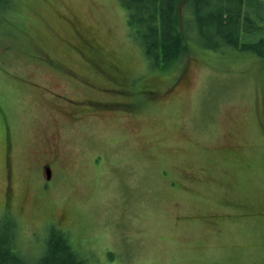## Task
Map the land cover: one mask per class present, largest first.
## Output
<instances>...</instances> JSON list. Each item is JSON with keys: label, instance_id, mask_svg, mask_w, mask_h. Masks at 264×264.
Here are the masks:
<instances>
[{"label": "rangeland", "instance_id": "rangeland-1", "mask_svg": "<svg viewBox=\"0 0 264 264\" xmlns=\"http://www.w3.org/2000/svg\"><path fill=\"white\" fill-rule=\"evenodd\" d=\"M8 1L0 214L23 251L54 222L87 264H264V55L201 45L183 4L190 53L158 68L120 0Z\"/></svg>", "mask_w": 264, "mask_h": 264}, {"label": "trees", "instance_id": "trees-1", "mask_svg": "<svg viewBox=\"0 0 264 264\" xmlns=\"http://www.w3.org/2000/svg\"><path fill=\"white\" fill-rule=\"evenodd\" d=\"M256 2L258 0H120L130 35L140 42L158 68L190 53L180 24L179 7L183 4L201 45L215 50L225 47L253 51L263 57L264 15L249 11ZM8 4V0H0L3 10ZM3 10L0 9V16ZM0 219V264H87V256L74 248L67 230L56 223L50 222L42 251L34 255L24 252L23 244L17 242L15 221L9 208L0 214Z\"/></svg>", "mask_w": 264, "mask_h": 264}, {"label": "flooded vegetation", "instance_id": "flooded-vegetation-1", "mask_svg": "<svg viewBox=\"0 0 264 264\" xmlns=\"http://www.w3.org/2000/svg\"><path fill=\"white\" fill-rule=\"evenodd\" d=\"M85 45L88 46V47H90L89 44H85ZM65 75L68 76V77L70 76L71 79H73L78 86H80L81 88L84 87L85 90L87 89L88 91L87 90L86 91L89 92V93H93V92H95V93H102V95H103V93H106V94H109V97L112 96V95H116L117 94V93L105 92L104 90L102 91L100 88H98L96 86L98 84L97 82H92V79L89 76V74L88 75L85 74L82 77H77V76H81V75H78L77 74V76H76V74H74V73H72L71 75L69 73H66ZM112 91H114V90H112ZM97 101L98 102H96L95 104L99 105L100 108L102 109L105 105L108 104V101L109 100L107 102L106 101H101V100H97ZM57 103L60 106H62V104H60L58 101H57ZM79 107H81V106H78V107H75V108H79ZM84 108L91 110L92 108H94V106H92V107L85 106ZM50 158H52V156ZM50 158L47 159L45 162H42L39 165L40 167H38V169H40L45 174L46 173V170L48 168L49 171H50V177H52V175L54 174V171H53V167H52V160ZM45 175H47V174H45Z\"/></svg>", "mask_w": 264, "mask_h": 264}, {"label": "water", "instance_id": "water-1", "mask_svg": "<svg viewBox=\"0 0 264 264\" xmlns=\"http://www.w3.org/2000/svg\"><path fill=\"white\" fill-rule=\"evenodd\" d=\"M46 174H47V178H49V177H50V171H49L48 168H47V170H46Z\"/></svg>", "mask_w": 264, "mask_h": 264}]
</instances>
